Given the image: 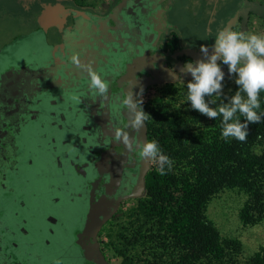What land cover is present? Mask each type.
<instances>
[{
  "label": "flooded vegetation",
  "instance_id": "obj_1",
  "mask_svg": "<svg viewBox=\"0 0 264 264\" xmlns=\"http://www.w3.org/2000/svg\"><path fill=\"white\" fill-rule=\"evenodd\" d=\"M16 1L25 20L0 40V264H80L73 233L93 178L113 211L137 191L148 161L139 148L149 142L138 95L170 69L180 73L144 56L117 68L103 49L145 33L158 39L155 58L200 51L214 38L181 44L173 18L181 0ZM93 75L107 83L106 94L91 87Z\"/></svg>",
  "mask_w": 264,
  "mask_h": 264
},
{
  "label": "trees",
  "instance_id": "obj_2",
  "mask_svg": "<svg viewBox=\"0 0 264 264\" xmlns=\"http://www.w3.org/2000/svg\"><path fill=\"white\" fill-rule=\"evenodd\" d=\"M225 69L228 73L226 65ZM236 89L237 85L227 95ZM214 101L211 106L218 107L225 99ZM167 110L156 114L157 127L149 125V142H158L173 160V168L166 175H160L158 168L146 175L147 196L139 201L131 228H126L124 235L128 245H154V258L157 249H172L176 255L162 261L163 254H159L151 264H264L262 252L244 263L234 259V247L224 243L206 216L207 206L216 195L238 189L248 195L241 221L253 225L264 220V151H254L264 141V120L249 125L246 142H225L221 137L222 117L209 119L199 113L193 117L196 120L180 123V118L170 116ZM259 111L264 112V93ZM121 255L122 264H138V258L126 251Z\"/></svg>",
  "mask_w": 264,
  "mask_h": 264
},
{
  "label": "rangeland",
  "instance_id": "obj_3",
  "mask_svg": "<svg viewBox=\"0 0 264 264\" xmlns=\"http://www.w3.org/2000/svg\"><path fill=\"white\" fill-rule=\"evenodd\" d=\"M15 1V0H13ZM214 7L223 6V2L229 3V9L238 13L239 23L235 31L247 34H261L264 35V0H218ZM211 0H208V4ZM11 3V4H10ZM20 8H18V5ZM183 3V4H182ZM188 1L183 0L178 4L182 13H184L185 6ZM11 0H0V40H4L7 33L11 32L16 25H21L25 20L23 7L19 2ZM220 4V5H219ZM201 7V0H195V7ZM210 6V5H209ZM22 7V8H21ZM212 8V4H211ZM207 9V8H206ZM26 10V9H25ZM212 10V9H210ZM209 10V11H210ZM224 9H221V15L224 14ZM245 11V13H242ZM31 17V15H29ZM185 24L176 28L178 35H183L185 46L191 45L193 39H201V41L208 43L209 40L215 37V30L204 26V22H196L197 27L194 25V20H190L185 16ZM191 19V18H190ZM30 22V21H29ZM195 28V29H194ZM194 41V40H193ZM187 43V44H186ZM225 72L224 93L229 94L236 86L234 77L229 78L228 73L225 71V65L222 66ZM191 80L190 75H184L183 80H174L171 75L159 81L149 83L138 95V102L142 105L143 112L148 118V132L147 139L151 133L150 126H158L156 114L168 108L169 115L172 117L180 118V123L193 121V117L199 114L198 110L190 107V102H187V82ZM223 98V96H213L211 99ZM202 116V114H201ZM150 125V126H149ZM193 127V125H192ZM254 151L262 153L264 151V141L258 143L254 147ZM158 165L153 161H147L146 175L153 169H157ZM145 179L140 184L135 193L120 201L118 207L110 214V216L102 222L99 226L95 242L97 254L103 264H122L123 257L121 252H125L131 256L138 258V264H151L158 258L159 254H163V260H171L175 256L170 250H159L157 254L153 255L155 248L154 245H136L135 247L129 246L125 239L126 228H131L134 220L135 209L138 207L140 200L146 198ZM248 200V195L238 189H226L216 195L208 204L206 209L207 218L213 223L215 229L223 239L224 243H228L232 248L234 247L233 258L239 262L244 263L251 259L257 252L264 254V220L253 224L245 225L240 218V212ZM132 230V229H130ZM134 248V249H133ZM149 248V249H148ZM76 253H78L76 251ZM176 258V257H175ZM80 264L81 261L78 259ZM141 260V261H140Z\"/></svg>",
  "mask_w": 264,
  "mask_h": 264
},
{
  "label": "clouds",
  "instance_id": "obj_4",
  "mask_svg": "<svg viewBox=\"0 0 264 264\" xmlns=\"http://www.w3.org/2000/svg\"><path fill=\"white\" fill-rule=\"evenodd\" d=\"M203 58L186 62L178 74L169 70L174 80L190 75L186 84L187 102L190 107L209 119L221 120V137L225 142L237 140L246 142L249 125L264 120L261 108V93H264V35L245 34L225 28L215 35L212 45H201ZM226 65L229 78L234 77L237 89L234 94L224 93ZM91 87L104 95L108 85L93 75ZM213 96H223L225 102L212 107ZM241 117L243 120H241ZM139 155L149 161L155 160L160 175H166L173 168V160L164 154L157 141L145 142L139 148Z\"/></svg>",
  "mask_w": 264,
  "mask_h": 264
},
{
  "label": "water",
  "instance_id": "obj_5",
  "mask_svg": "<svg viewBox=\"0 0 264 264\" xmlns=\"http://www.w3.org/2000/svg\"><path fill=\"white\" fill-rule=\"evenodd\" d=\"M238 13H236L225 25V28L232 29L238 21ZM224 28V29H225ZM158 39H153L149 35L139 32L127 33L118 37L113 42L108 44L104 49L117 64L126 68L137 63L140 56L150 57L148 62L156 65L161 63H171L179 71L183 64L179 62L178 56L189 55L196 60L203 58L201 51H196L192 48H185L173 55H160L154 58L153 51L156 50ZM153 42L150 47L149 44ZM152 60V61H151ZM141 63L138 66H142ZM226 71V70H225ZM164 78V77H162ZM162 78H153L148 83L159 81ZM100 178L95 176L89 187L87 206L82 210V214L77 216V222H81L82 226L79 227L73 234L76 237L78 244L77 258L80 259L82 264H103L97 254L95 235L104 220H106L112 213L115 204L111 197H109L104 190H101Z\"/></svg>",
  "mask_w": 264,
  "mask_h": 264
},
{
  "label": "crops",
  "instance_id": "obj_6",
  "mask_svg": "<svg viewBox=\"0 0 264 264\" xmlns=\"http://www.w3.org/2000/svg\"><path fill=\"white\" fill-rule=\"evenodd\" d=\"M111 1L112 0H108ZM179 1V0H177ZM183 1V0H181ZM188 3L185 6L184 9V13H182V8L180 10V8L178 7V3L176 2V0H174L175 3V7L176 9L174 10V31L176 30V28H178L179 26H181V23L184 25L185 24V16L188 17V19L190 20V24H192L191 20H194V25L195 27H197V23L196 22H204V26L205 25H209L208 27L215 30V32H217L218 30H220L222 28V25L224 24V21L228 19V17L230 16L231 13H233L234 10H230L229 9V3L228 2H223V6H217L214 7V4L216 2H219L218 0H211V2H209L208 4V0H201V7H195V0H187ZM181 3V2H180ZM183 4V3H182ZM211 4H212V8H211ZM210 5V6H209ZM207 8V9H206ZM212 9V10H210ZM221 9H224L223 12L224 14L221 15ZM210 10V11H209ZM191 18V19H190ZM195 29V28H194ZM178 39L181 42V44H185V40L183 39V35H178ZM195 40V39H193ZM192 40V42H194ZM197 40V39H196ZM201 40V39H199ZM187 44V43H186Z\"/></svg>",
  "mask_w": 264,
  "mask_h": 264
}]
</instances>
